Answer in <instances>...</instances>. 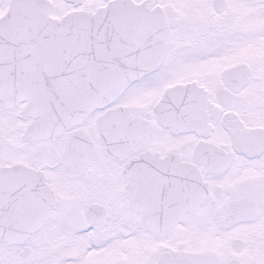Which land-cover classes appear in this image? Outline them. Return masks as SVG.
I'll return each instance as SVG.
<instances>
[{"label": "snow or ice", "instance_id": "obj_1", "mask_svg": "<svg viewBox=\"0 0 264 264\" xmlns=\"http://www.w3.org/2000/svg\"><path fill=\"white\" fill-rule=\"evenodd\" d=\"M0 264H264V0H0Z\"/></svg>", "mask_w": 264, "mask_h": 264}]
</instances>
